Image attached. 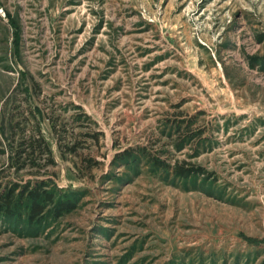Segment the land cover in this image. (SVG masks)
<instances>
[{"label":"rangeland","instance_id":"rangeland-1","mask_svg":"<svg viewBox=\"0 0 264 264\" xmlns=\"http://www.w3.org/2000/svg\"><path fill=\"white\" fill-rule=\"evenodd\" d=\"M35 179L75 208L0 214V264H264V0H0V191Z\"/></svg>","mask_w":264,"mask_h":264},{"label":"trees","instance_id":"trees-1","mask_svg":"<svg viewBox=\"0 0 264 264\" xmlns=\"http://www.w3.org/2000/svg\"><path fill=\"white\" fill-rule=\"evenodd\" d=\"M22 144L24 146L20 147L19 144L11 154L10 159H13L15 163L24 160H30L32 163L33 152L37 147H41L45 152L46 162L53 163L50 150L39 133H36L34 139ZM66 148L68 152H75V145ZM25 165L26 163H21L18 167L21 168ZM87 166L89 168L90 163ZM156 166L161 167L163 164L158 162ZM169 168L174 176L180 178L202 172L198 167L178 163H173ZM49 185L50 183L46 179L25 181L23 185H18L15 182L5 185L0 191V214L15 219L22 216L23 223L31 227L42 223L48 217L58 218L75 208V197L71 195V191L61 193Z\"/></svg>","mask_w":264,"mask_h":264}]
</instances>
